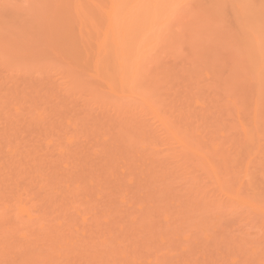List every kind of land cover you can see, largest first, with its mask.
I'll return each mask as SVG.
<instances>
[{"label": "rangeland", "instance_id": "374dc122", "mask_svg": "<svg viewBox=\"0 0 264 264\" xmlns=\"http://www.w3.org/2000/svg\"><path fill=\"white\" fill-rule=\"evenodd\" d=\"M0 264H264V0H0Z\"/></svg>", "mask_w": 264, "mask_h": 264}]
</instances>
